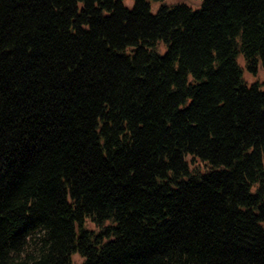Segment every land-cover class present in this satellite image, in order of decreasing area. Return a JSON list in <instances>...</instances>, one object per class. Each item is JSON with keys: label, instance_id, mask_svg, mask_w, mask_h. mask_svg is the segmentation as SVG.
I'll return each instance as SVG.
<instances>
[{"label": "trees", "instance_id": "obj_1", "mask_svg": "<svg viewBox=\"0 0 264 264\" xmlns=\"http://www.w3.org/2000/svg\"><path fill=\"white\" fill-rule=\"evenodd\" d=\"M199 1L0 0V264H264V0Z\"/></svg>", "mask_w": 264, "mask_h": 264}, {"label": "rangeland", "instance_id": "obj_2", "mask_svg": "<svg viewBox=\"0 0 264 264\" xmlns=\"http://www.w3.org/2000/svg\"><path fill=\"white\" fill-rule=\"evenodd\" d=\"M175 1H180V0H175ZM184 1L189 2L190 4H194V5H196V4H198L200 2L199 0H184ZM239 61H240L241 64H244V61H243V58L242 57H239ZM245 76H246V78L248 79L249 82L254 79V76H252V74H250L249 72H245ZM257 77H260V78L264 77V70L263 69H260L259 70V72L257 74ZM87 224L89 226H93L94 225L92 222H90V223L87 222ZM74 259L76 261H78L80 259V257L78 256V254H74Z\"/></svg>", "mask_w": 264, "mask_h": 264}]
</instances>
